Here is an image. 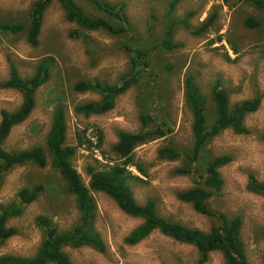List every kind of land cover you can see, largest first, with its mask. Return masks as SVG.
<instances>
[{"label":"rangeland","instance_id":"rangeland-1","mask_svg":"<svg viewBox=\"0 0 264 264\" xmlns=\"http://www.w3.org/2000/svg\"><path fill=\"white\" fill-rule=\"evenodd\" d=\"M34 1L0 0V24L25 23ZM75 1L83 10L95 14L88 0ZM104 1L124 4L123 10L136 35L130 48L146 51L151 67H146L136 83L115 97L111 109L100 114L76 113V105L99 101L101 95L75 91L73 84L80 80L109 86L120 84L121 78L132 72L133 53L124 48L129 41L126 35L84 30L66 20L60 4L53 1L44 12L37 45L27 42L26 28L15 33L0 30V82L8 78L11 63L26 78L35 72L43 57L53 59L50 78L34 92L33 110L23 122L12 127L3 147L18 150L44 145L59 103L67 126L65 143L76 146L81 141L71 162L87 185L88 166L104 168L121 161L112 150L119 132L136 133L166 126L170 129L166 135L139 143L133 150L134 161L145 171L141 174L135 166L128 167L140 178L131 183L133 196L140 204L153 200L162 217L208 231L218 220L196 212L190 203L176 196L178 191L202 183L199 173L176 171L190 167L186 155L191 154L193 146V115L184 98V79L187 74L195 76L199 90L206 97L208 124L214 120L210 88L217 80L228 92L230 104L259 95L258 108L244 119L248 132L236 134L230 128L222 130L203 146L199 163L204 165L202 159H207L204 156L222 154L231 158L218 169L224 183L209 199V206L229 218H240V237L247 261L262 264L264 196L248 190L247 184L249 175L260 181L264 178V9L250 3L229 7L221 0H177L168 14L172 0ZM214 11L213 25L194 34L192 30L198 29ZM188 13L191 15L186 28L183 20ZM166 16L173 21L172 42L178 44L171 50L157 45L167 30ZM247 16L259 20L260 26L246 28L243 19ZM84 35L90 38L89 42L82 39ZM20 103L18 90L0 88V110L14 111ZM148 115L152 118L144 127L141 117ZM163 145L173 146L181 155L171 161L160 158L158 149ZM35 185L43 187L38 197L21 205L18 191ZM91 195L96 204L94 228L103 239L105 251L98 252L89 246H66L64 250L73 264H200L194 246L175 241L158 230L136 244H125L123 239L141 219L125 214L105 192L92 191ZM12 203L21 206V211L8 217L7 225L17 233L1 244L0 255L36 253L42 239V229L36 224L38 216L48 217L60 230L69 229L79 217L74 195L66 190L59 172L52 168L48 154L43 167L32 163L17 165L0 180V207ZM201 264H226V261L221 252L213 251Z\"/></svg>","mask_w":264,"mask_h":264},{"label":"trees","instance_id":"trees-1","mask_svg":"<svg viewBox=\"0 0 264 264\" xmlns=\"http://www.w3.org/2000/svg\"><path fill=\"white\" fill-rule=\"evenodd\" d=\"M53 1L60 4L66 20L74 22L80 28L92 31L101 30L112 36L126 35L129 39L124 48L133 53L131 56L132 72L128 77L121 78L120 84L109 86L102 82L80 80L72 86L73 90L78 92L93 91L101 95L99 101L76 105L74 107L76 113H83L84 115L104 113L113 107L116 96L136 83L138 78L142 76L141 73H145L146 67H151L150 57L146 51L130 48L132 42L136 40V35L123 10L124 4L118 6L104 0H88L95 14L83 10L75 0H35L29 9L25 23H1L0 30L15 33L26 28L27 42L34 46L37 45L44 12ZM221 1L229 7H234L237 3H250L258 9H264V0ZM176 2L177 0H172L169 4L168 14ZM190 15L191 13L185 15L183 20L186 28H189L186 20ZM215 18L216 11L208 16L198 29H193L192 32L194 34L204 32L213 25ZM243 24L248 29H257L260 26V21L252 16H247L243 19ZM166 25H168L166 33L157 45L160 48L164 47L171 50L178 47V44L172 42L174 26L173 21L171 22L168 16H166ZM82 39L86 42L90 41L86 35ZM229 41L231 42V40ZM233 51L237 52V48L233 47ZM52 63L53 59L43 57L38 62L35 72L26 78L22 77L17 67L11 63L8 78L0 82V88L16 89L21 94V103L14 111L0 110V180L6 172L17 165L32 163L38 167H43L46 165L48 154L52 168L59 172L65 182L66 190L74 195L79 217L69 229L60 230L48 217L38 216L36 224L42 229V239L36 253L32 256L2 254L0 255V264H73L64 250L66 246L73 248L89 246L98 252H104L105 244L100 234L95 230L93 223L96 204L91 195L92 191L105 192L125 214L141 219V223L123 239L127 245L136 244L152 231L158 230L161 234L175 241L194 246L200 264L204 263L213 251L221 252L226 264H249L240 237V218L238 216L229 218L224 212H215L209 206V199L222 188L224 183L218 169L229 163L231 158L222 154L214 157L204 156L207 158L206 161L202 159L204 165H200L199 158L202 157L203 146L222 130L230 128L236 134L247 133L248 129L244 122L245 116L258 108L261 97L256 95L230 104L228 92L222 88L220 81L217 80L210 88L214 120L208 124L205 114L207 109L206 97L199 90L195 76L187 74L184 79V98L193 115L191 126L193 146L190 155L184 153L188 158L186 164L190 167L177 168L176 171L180 174L199 173L202 183L178 191L176 196L179 200L190 203L196 212L215 217L218 220V223L212 225L208 231H203L162 217L157 213L153 200L148 199L140 204L136 202L133 196L131 183L134 179L140 180V178L133 175L128 167L135 166L141 174H145L144 169L134 161L133 150L139 143L166 135L170 131L166 126L164 128L156 126L155 129L136 133L119 132L112 150L121 161L114 162L104 168L88 166L89 180L87 185L82 182L79 173L71 162L75 149L81 144V141L79 140L76 146L65 143L67 126L63 107L59 103L52 114L44 145L37 144L18 150H7L3 147V142L12 127L23 122L33 110L34 92L50 78ZM151 118L150 115L141 117L144 127L147 126ZM262 137L264 139V133ZM158 155L160 158L171 161L178 158L181 153L171 145H163L158 149ZM249 177L248 190L264 196V178L260 181L253 178L252 175ZM42 188L41 185L21 188L17 193L18 202L23 206L31 203L38 197ZM20 211L21 206L15 203L0 207V246L6 239L17 233L14 227L7 225V219L19 214ZM261 235L264 239V225L261 229ZM262 264H264V253Z\"/></svg>","mask_w":264,"mask_h":264},{"label":"bare ground","instance_id":"bare-ground-1","mask_svg":"<svg viewBox=\"0 0 264 264\" xmlns=\"http://www.w3.org/2000/svg\"><path fill=\"white\" fill-rule=\"evenodd\" d=\"M90 133L93 134V132H91V131H90ZM95 135H96V134H95ZM95 139H97V138H95ZM98 139H99V138H98ZM98 141H99V140H98ZM95 143H96V142H95ZM94 146H95V145H94ZM92 147H93V146H92ZM92 147H91V148H92ZM92 152H93V151H92ZM98 154H100V153L98 152ZM99 156H100V155H99Z\"/></svg>","mask_w":264,"mask_h":264},{"label":"built area","instance_id":"built-area-1","mask_svg":"<svg viewBox=\"0 0 264 264\" xmlns=\"http://www.w3.org/2000/svg\"><path fill=\"white\" fill-rule=\"evenodd\" d=\"M94 152L96 153L95 155L97 156V150L96 149H94ZM99 158V157H98Z\"/></svg>","mask_w":264,"mask_h":264}]
</instances>
